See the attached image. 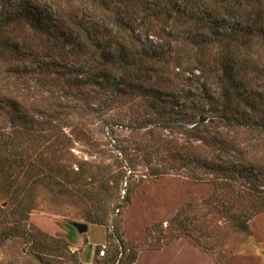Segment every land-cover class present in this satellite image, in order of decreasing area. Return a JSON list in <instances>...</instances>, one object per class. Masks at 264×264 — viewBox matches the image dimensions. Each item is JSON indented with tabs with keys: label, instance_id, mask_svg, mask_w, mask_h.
Instances as JSON below:
<instances>
[{
	"label": "rangeland",
	"instance_id": "obj_1",
	"mask_svg": "<svg viewBox=\"0 0 264 264\" xmlns=\"http://www.w3.org/2000/svg\"><path fill=\"white\" fill-rule=\"evenodd\" d=\"M7 15L0 264H264V28L237 30L264 27V0H0Z\"/></svg>",
	"mask_w": 264,
	"mask_h": 264
},
{
	"label": "trees",
	"instance_id": "obj_2",
	"mask_svg": "<svg viewBox=\"0 0 264 264\" xmlns=\"http://www.w3.org/2000/svg\"><path fill=\"white\" fill-rule=\"evenodd\" d=\"M222 1L228 2V0H221V2ZM14 15H15V18H22V19L26 20L32 27H34L37 30L43 29L44 26H45V21H46L45 16L42 13L35 12V11L29 9V8H20ZM11 19H12L11 15H7V16L1 17V19H0V29H1V27L4 24H8ZM236 25H238V24H236ZM263 28L264 27L261 25V21L259 19H255V21L252 22V23H246L244 26L240 25L239 29H237V30L243 31L242 32L243 35H248V34H250L253 31L257 32L258 31L257 29L262 31ZM77 34L78 35H77L76 39L82 37L81 34H79V33H77ZM233 37H231V39ZM131 38L133 39V36H131ZM235 38H236V36H235ZM79 45H80L81 48H84L85 43L81 42ZM228 45H231V43L229 42ZM143 53H144L145 56L142 57L144 60H142L140 62L141 65H145L146 63H150V64H152L154 66L160 60V55L157 54V53L148 52V51H144ZM242 222L243 223L238 222L237 223L238 226H240L241 228H246L247 227L246 221H242ZM133 259H134V257H132L130 259V261H132Z\"/></svg>",
	"mask_w": 264,
	"mask_h": 264
},
{
	"label": "water",
	"instance_id": "obj_3",
	"mask_svg": "<svg viewBox=\"0 0 264 264\" xmlns=\"http://www.w3.org/2000/svg\"><path fill=\"white\" fill-rule=\"evenodd\" d=\"M72 225L75 227V229L79 232H85L87 230V225L80 222H72Z\"/></svg>",
	"mask_w": 264,
	"mask_h": 264
},
{
	"label": "built area",
	"instance_id": "obj_4",
	"mask_svg": "<svg viewBox=\"0 0 264 264\" xmlns=\"http://www.w3.org/2000/svg\"><path fill=\"white\" fill-rule=\"evenodd\" d=\"M99 254H100V256L104 255V249L103 248L99 250Z\"/></svg>",
	"mask_w": 264,
	"mask_h": 264
}]
</instances>
